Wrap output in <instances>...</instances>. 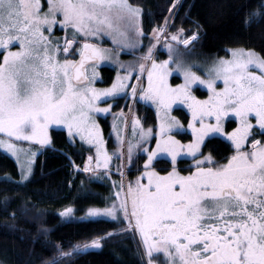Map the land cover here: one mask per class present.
<instances>
[{
	"label": "snow or ice",
	"instance_id": "obj_1",
	"mask_svg": "<svg viewBox=\"0 0 264 264\" xmlns=\"http://www.w3.org/2000/svg\"><path fill=\"white\" fill-rule=\"evenodd\" d=\"M177 3L174 0L171 8ZM249 7L246 27L264 23V0H254ZM142 14L129 0H47L46 10L41 0H0V147L18 161L25 156L20 181H27L36 152L17 142L48 145L50 129L62 126L70 142L78 138L95 148L96 163L89 156L82 170L110 179L112 156L104 148L96 114L111 110L110 104L100 106L102 100L107 103L104 98L115 100L129 89L135 101L137 87L131 82L141 84L146 75L140 99L162 113L155 150L144 147L153 131L144 129L138 118L133 120L131 140L120 138L118 132L120 143L113 155L118 161L126 157L130 164L133 155L143 151L144 169L135 182L113 181L117 190L109 206L90 208L87 217L106 216L119 223L120 233L138 234L144 264H264V142L253 131L264 137V55L241 47L227 50L229 58L198 63L192 58L197 34L169 30L166 19L153 29L138 60L119 64L124 74L118 73L110 88L97 89L100 63H119L118 56L99 42L109 37L117 51L140 47ZM57 28L64 32L62 39L54 37ZM161 42L168 58L157 62L154 52ZM173 73L183 78L175 87L169 83ZM197 86L207 89L206 100L193 94ZM176 104L186 105L191 113V143L176 138L185 131L171 115ZM230 117L239 126L225 133ZM124 124L127 127L126 118ZM210 134L231 142L234 153L226 163L201 154ZM158 157L168 158L170 167L163 174L152 166ZM189 157L194 167L180 169L178 162ZM4 182L16 183L10 178ZM4 202L7 208V195ZM22 214L28 216V209ZM73 214L70 206L59 212L65 220ZM11 216L15 219L16 213ZM49 232L41 226L38 235L47 240ZM118 234L67 246L49 243L51 255L42 264H73L77 256L100 249L102 240Z\"/></svg>",
	"mask_w": 264,
	"mask_h": 264
},
{
	"label": "trees",
	"instance_id": "obj_2",
	"mask_svg": "<svg viewBox=\"0 0 264 264\" xmlns=\"http://www.w3.org/2000/svg\"><path fill=\"white\" fill-rule=\"evenodd\" d=\"M129 2L143 10L145 42L150 40L153 29L162 27L167 19L169 30L183 28L186 35L197 34L193 55L201 59L221 57L227 54V50L241 47L264 55V23L245 25L246 14L251 11L249 6L254 0H179L175 8H171L174 0ZM135 52L142 51L137 49ZM102 74L107 78L104 84L109 85L115 70L105 67ZM178 80L175 77L173 82ZM194 93L198 98L207 96V92L199 89ZM138 111H141L146 126L155 122L151 108H138ZM108 129L109 126H105L107 135ZM82 148V145L71 143L65 131L52 130L50 145L41 149L32 176L23 182L15 161L0 152V261L4 264H42L43 260L50 258L49 243L67 246L107 233L119 234L102 240L100 249H90L77 256L73 264H144L140 237L130 232L120 233L117 221L84 218L90 207L105 205L91 191L98 194L104 191L108 196L112 193L110 191L109 195L108 181L94 182L84 172L74 170L73 164L84 167L85 151ZM203 153L222 163L232 153V147L229 142L213 137L206 141ZM165 169L168 168L161 170ZM135 173L130 170L129 177L134 178ZM8 178L16 183L4 182ZM6 195L9 197L7 208ZM66 206L74 209L69 220L59 216ZM25 208L29 211L28 216L22 214ZM13 212L16 213L15 219L11 216ZM41 226L50 229L47 240L38 235Z\"/></svg>",
	"mask_w": 264,
	"mask_h": 264
},
{
	"label": "rangeland",
	"instance_id": "obj_3",
	"mask_svg": "<svg viewBox=\"0 0 264 264\" xmlns=\"http://www.w3.org/2000/svg\"><path fill=\"white\" fill-rule=\"evenodd\" d=\"M41 3H42V5L45 6V10H46V3H47V0H41ZM141 17H142V16H141ZM141 26H142V19H141ZM54 37H55L56 39H62V38L64 37V32L61 31L59 28L54 29ZM144 37H145V33H144ZM149 39H150V40L152 39V35L149 36ZM150 40L145 42V41H144V38H142V43H141V46H140V47H138V48H136V49H134V50L123 49V50L117 51V45L114 44V43L112 42L111 38H109V37H104V38L99 42V46L112 50V51L115 53V55L118 56L119 63L113 62L112 59H108V60H105V61L101 62L100 65H99V67H98V69H97V71H98V73H99V77H98V79L96 80L94 86H96L97 84H99V82H104V81L107 80V78H106V77L102 74V72H101V68H103V67H111V68L115 69V71H116V77H117V74H118V73H119L120 75H123V74H124V69H122V68L119 66V64L127 65V64H131V63H135V62L138 60V58L140 57V56H137V55L135 54V53H136L135 50L138 49V50H141V51L143 52L144 50H146V47L148 46ZM91 42H96V41H91ZM162 44H163V42H162ZM157 47H159V45H157ZM233 49H235V48H233ZM229 50H230V49H229ZM134 52H135V53H134ZM142 52H140L139 55H141ZM131 54H132V55H131ZM129 55H131V56H129ZM135 55H136V56H135ZM155 57H156L157 62L163 61V60H165V59L168 58V57H167L166 49L163 47V45H162V47H161L160 53H158V54H157V52L155 53ZM229 57H230V53L227 51V54L224 55V56H221V57H207V58L205 57V58H202V59H201V58H199V57L193 55L192 58H193L195 61H197L198 63H202V64H208V65H210L211 62H212L214 59H216V58H229ZM76 58H77V57H76ZM134 76H135V73H134ZM174 76L178 77V78L180 79L181 82L183 81V78H182L181 76H178L176 73H174L173 77H174ZM145 77H146V75H145L144 77L141 78V84H136V80H135V79H133L132 82H131L133 85H136V87H137V97H136L137 102H138L139 100H142V99H140V92H139V90H140V88H141V85H142L143 87H147V80H146L145 84L143 83L144 80H145ZM143 79H144V80H143ZM115 81H116V79H115ZM115 81H114V82H115ZM180 81H178L177 84H178ZM112 84H113V83H112ZM112 84L110 85V87L112 86ZM100 85H102V84H100ZM110 87H109V88H110ZM197 88H199V89L204 90L205 92H207V96H206L205 98H198V99H200V100H206V99L208 98V95H209L207 89H206V88H203V87H201V86H197L196 88H194L193 92H195V90H196ZM138 92H139V93H138ZM193 94H194V93H193ZM127 95H128L127 97H128V99H129V102L131 103V105H130L129 111H128V106L125 108V113L122 111V112L124 113L126 119H127L126 121H128V120L130 119V120L128 121L127 127H125V128H126V131H125V128H124V131H122V130L120 131V128H121V126H120V119H121V118H120V116H119L118 113H115L114 115L111 116L110 119H107V120L105 121V122L108 123L106 126H110V127H111V130H112V131L110 132L109 137L111 138V145H110V146L112 147V150H113L114 153L117 151V145L120 143V139H118V135H117L118 132H119V137L123 138V139L126 140V141H127V140H131L132 137H133V133H132V125H133V120H134V119H137V116H135V118H134L133 120L130 118V117H131V110H132L133 105H134V104H133V103H134L133 100L130 99V89H129ZM194 95L196 96V94H194ZM196 97H197V96H196ZM130 100H131V101H130ZM129 102H127V103H129ZM136 110H137L136 107H134V111H133V115H132L133 117H134V114H135V111H136ZM186 110H187V112H188L189 114L187 113V115L184 116ZM137 113H138V111L136 112V115H137ZM176 116L179 118V120H180L181 122H183V124H185V131H183V132H181L180 134L176 135V137L181 141V143H186L187 141L193 142V141H194V137H193V135H192V133H191V129H188V128H187L188 123L191 122V113H190V111L187 109V106L185 105V109H183L182 107L176 108ZM109 122H110V125H109ZM253 124H255V120H253ZM238 126H239L238 121H236L235 119H233V118L230 117V118L228 119V121L225 122V125H224L225 133H230V132H232V131H233L236 127H238ZM52 130H63V131H65V132H67V130L64 129L62 126H61V127H54V128H52V129H50V137H51V132H52ZM137 131H138V130H137ZM253 131H254V135H255L256 137H261L260 135H258V132H256L255 129H254ZM2 135H3V134H0V136H2ZM213 137H218V138H221V139L227 141L226 136H224V135H220V134H210L208 137L205 138V141L208 140V139H210V138H213ZM69 140H70V139H69ZM227 142H229V141H227ZM17 143H18L21 147H23V148H25V149L31 148L33 151L36 152V156H35V159H34V163L32 164V174H33V172H34V168H35V164H36V161H37L38 155H39V153H40V150L43 149V148H45V147H47V145H45V146H40V145H36V144H34V143H29V142H17ZM155 143H156V140H155L154 138H152L151 140H149V142H147L146 144H144V147L149 148V150H155ZM229 143L231 144V142H229ZM152 145H153V146H152ZM231 147H232V145H231ZM92 151H93V150H92ZM0 152L4 153V154H6L7 156H9L10 158H12V159L15 161V163L17 164V166H18V168H19V170H20L21 164L24 163V161H25V156H24L23 154H21V156H20V160L18 161L16 157L12 156L11 153L7 152L6 149H4V148H2V147H0ZM233 153H234V148L232 147V153L228 156V158H229ZM208 155H209V154H208ZM146 158H147V153H145V152H143V151H137V152L133 155L131 163L129 164V163L127 162V167H125V165H123V164L121 165V171H120V172H123V174H124L123 177H121L120 172H119L118 175H119L120 177H119L118 180L115 179V178L112 176V174H110V179H109V178H106L108 181H110V185H112V186H111V192H112V194L117 190L116 188L113 187L112 182L115 181L117 184H119L121 181H123V183H124L125 185L128 184V183H129V176H128V173H127L125 170H126V169L129 170L130 168H131V170L133 169V171H136L134 177H138L139 175H141V173H142V171H143V169H144V164L146 163ZM159 159H160V158H157L158 161L156 160L157 162H155V163H154V161H153V165H154V164H157L156 166H153V168H154L157 172H161V174H163V173H162L163 170H161V169H163V168H168V169H169V167H170L169 164H168L169 162H168V161H165V160H168V158H166V157H162L161 160H159ZM124 160H125V158H124ZM216 163H217V162H216ZM223 163H226V161H224V162H222V163H217V164H223ZM178 167H179L180 169L184 168L185 170H187V169H189V168H193V167H194V164H193L192 159L189 157V158H184V159H183V162H178ZM142 168H143V169H142ZM74 169H76V166H75ZM82 169H83V168H82ZM76 171H77V170H76ZM79 172H80V171H79ZM81 172H84V171L81 170ZM84 173L87 174L88 177H90V175H93V174H91L90 172H84ZM183 173H184L185 175L188 174L187 171H185V172H183ZM32 174H31V176H32ZM31 176H30V177H31ZM124 176H125V177H124ZM30 177H29V178H30ZM126 182H127V183H126ZM96 195H97V194H96ZM110 197H111V196L106 195V192H104V194H102V195L100 194V195H99V198H101L100 202H102V203L105 204V205H103V206H101V205H94L93 207H90V208H99V209H103V208L109 206V203H110L109 198H110ZM90 208H89V209H90ZM87 212H88V210H87ZM84 218H88V219H111V218L106 217V216H100V217H87V213L85 214V217H84ZM136 235L139 237L138 234H136Z\"/></svg>",
	"mask_w": 264,
	"mask_h": 264
},
{
	"label": "crops",
	"instance_id": "obj_4",
	"mask_svg": "<svg viewBox=\"0 0 264 264\" xmlns=\"http://www.w3.org/2000/svg\"><path fill=\"white\" fill-rule=\"evenodd\" d=\"M173 75H174V73H173ZM173 75L172 76H170L169 77V83L173 86V87H175V86H177V85H179V84H181L182 82L180 81V79L178 80V81H180L178 84L177 83H174L173 81H174V78H175V76L173 77ZM115 79H116V76L114 77V79H113V81H112V83H114V81H115ZM146 80H147V77H145V81H144V84H145V82H146ZM111 83V84H112ZM101 83H99V84H97L96 86H94V87H96L97 89H106V88H109L110 87V85L111 84H109V85H104V84H102V85H100ZM146 88V87H145ZM127 95V93L125 94V93H121L120 95H118L117 96V98L115 99V100H113L112 98H104V99H106L107 100V103H105L104 102V100H102V102H101V104H100V106L101 107H107V106H109V104L111 105V110L108 112V113H98V114H96V121H97V123L99 124V127H100V129H101V133H102V139L104 140V142H105V144H104V148H105V150L108 152V154L109 155H111L112 156V160H111V162H110V165H109V168L111 169V172H110V174H112V173H116L117 172V167L119 166V168H120V166H121V160H117V158H116V156L115 155H113V150H112V147L110 146V144H109V135H110V132L112 131L111 130V127L109 126V134L107 135V132L105 131V126L106 125H104V122L107 120V119H110L111 118V116L112 115H114L115 113H118L119 114V116H120V126H121V128H120V131L122 130V131H124V128H125V124H124V119L126 118L125 117V115H124V113H125V110L123 111L122 110V108H120V106H116L117 105V103H118V100H120V99H122L123 97H125ZM137 107H136V109H138V108H140L141 110L144 108V106H147V107H150L151 108V110L153 111V113H154V116H155V122L151 125V126H146L145 124H144V120H143V117H142V114H141V111H138V113H137V115H136V112H137V110L135 111V114H134V117H132V120L135 118V116H137V118L139 119V121H140V124H141V126L144 128V129H148V128H151L152 129V131H153V135H152V137H151V139L152 138H154L156 141L159 139V124H160V122H161V116H162V113H159L158 112V110H157V108H156V106L152 103V102H150V101H144V100H139L138 102H137ZM179 107H182L183 109H185V105H180V104H176V105H174L173 106V108H172V111H171V115H173V116H175L178 120H179V118L176 116V108H179ZM124 113H123V112ZM121 113H123V117H121ZM188 112H187V110H186V112H185V114H187ZM127 120V119H126ZM182 124H183V122H181ZM108 124V123H107ZM109 125H110V122H109ZM184 127H185V124H184ZM67 133V132H66ZM67 136H68V134H67ZM68 138H69V136H68ZM121 138V137H120ZM177 138V137H176ZM70 139V138H69ZM111 139V138H110ZM150 139V140H151ZM178 139V138H177ZM207 141V140H206ZM206 141H204V143H203V145H202V147H201V154L203 155V156H207L208 154H206V153H203L204 152V147H205V143H206ZM149 142V141H148ZM73 144H79V145H82V149H83V151H85V166L88 164V157L89 156H93L94 157V159H93V164H95L96 163V160H95V155H96V153H95V148H94V146H91V145H88L86 142H81V141H79L78 140V138H77V141H75V142H72ZM188 143H191L190 141H187L186 143H183V144H188ZM49 145V144H48ZM153 146V145H152ZM93 150V151H92ZM158 158H160L159 160H161L162 159V157H158ZM157 160V159H156ZM156 160H154V163L155 162H157ZM165 161H168V160H165ZM157 164H154V165H152V166H156ZM79 169V168H78ZM143 169V168H142ZM78 171H80V169L78 170ZM100 171L101 172H103L104 171V169L103 168H101L100 169ZM91 173V172H90ZM163 173V172H162ZM92 174V173H91ZM184 174V173H183ZM90 179H92L94 182L95 181H97V182H99V181H104V180H106V181H108L106 178H103V177H101V178H97V177H95V176H93V175H90V177H89ZM137 178V177H136ZM109 183L108 184H110V181H108ZM95 189H97L96 188V186H95ZM99 190V189H98ZM94 195H96V196H99L100 194H98V193H95V192H93V191H91ZM102 194H104V191L101 193V195Z\"/></svg>",
	"mask_w": 264,
	"mask_h": 264
},
{
	"label": "flooded vegetation",
	"instance_id": "obj_5",
	"mask_svg": "<svg viewBox=\"0 0 264 264\" xmlns=\"http://www.w3.org/2000/svg\"><path fill=\"white\" fill-rule=\"evenodd\" d=\"M258 134H259V133H258ZM263 138H264V137H260L259 139H261V140H262V142H264ZM250 139H251V137H250ZM135 180H136V179H133V178H132V179H130V181H129V182H135Z\"/></svg>",
	"mask_w": 264,
	"mask_h": 264
}]
</instances>
